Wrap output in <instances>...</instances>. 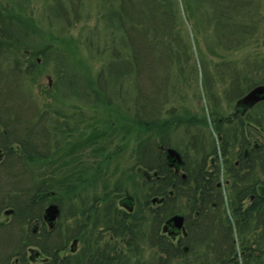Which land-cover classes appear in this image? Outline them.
<instances>
[{
    "label": "trees",
    "instance_id": "obj_1",
    "mask_svg": "<svg viewBox=\"0 0 264 264\" xmlns=\"http://www.w3.org/2000/svg\"><path fill=\"white\" fill-rule=\"evenodd\" d=\"M54 2L55 15L62 21L69 12V1ZM91 2L90 11H94L96 19L93 30L86 37V45L98 53L96 55L101 60V66L93 78L80 74L65 50L46 45L36 51V55L42 56L43 65H52L56 92L64 100H73L85 107L99 103L108 106L114 102L112 105L125 113L122 117L127 126L137 129L136 134L139 136L134 165L148 175L150 180L145 179L136 190L134 195L139 202L130 214L117 208V201L125 192L122 186H118L121 184H117L111 192L94 193L91 222L87 224L83 220L78 225L80 250L60 258L57 256V250L60 248L64 253L68 242L78 235L73 223L70 225L71 210L76 192L79 193L78 201L85 199L82 193L84 189L81 184L77 187L67 184V177L62 179L57 192L63 193L60 196L62 205L67 209V221L61 232L57 224L49 229L42 223L43 211L49 203L59 200L54 195L55 188L51 180L37 178L34 168L57 154V146L67 140L65 133H71L75 127L80 126L85 116L74 112L58 113L49 104L39 105L35 99H28L27 94V99L24 98L26 81L32 85L37 82L40 67L30 60H26L23 65L24 61L16 58L14 52L25 47L27 36L35 28L0 3V199L3 198L4 205L13 212L12 229L9 231L11 236L4 244L0 239V253L23 257L28 248H36L46 257L42 264H203L201 259L205 254L201 252L203 210L200 195V150L203 136L192 130L198 124L205 127V134L209 133L211 137L209 145L205 147L208 148L207 152H218L227 158L224 162L231 168L235 155L227 153L233 154L236 148H242L246 140L243 138L245 132L235 131L231 127L252 124L264 135V105L254 107L244 117L237 116L233 119L235 123L228 119L224 124L215 120L213 128L209 130L208 118L163 117L150 103L158 93L175 96L176 87L179 86L176 85L178 76H181L184 69L190 71V74L196 73V65L190 62H194L193 48L197 44L181 34L185 25L183 20L190 24L192 33L209 32V43L222 48L220 51L230 50L231 44L235 45L234 50H238L248 28L246 22L253 1ZM81 15L82 10L75 11L74 22ZM231 71L225 68L221 72L231 78L230 94H239L244 87L251 89L256 86L248 73L240 79L236 77L237 82L233 80L236 72L233 69ZM204 78L207 81L209 75L205 74ZM239 83H244V87L238 86ZM261 83L264 84V81ZM45 94L50 95L47 91ZM107 94L110 96L107 97ZM111 96L114 97L110 99ZM59 120L73 121L74 125ZM181 128L190 135L180 139L178 144L172 143L173 135ZM168 148L181 155L185 163L184 177L169 169L165 152ZM251 157L262 168L264 147L253 150ZM154 173L156 177L152 178ZM256 184L253 181L254 192ZM208 186L212 198H209L206 214L211 216V202L215 201L217 189L212 179ZM241 200L232 190L223 203L224 211L218 220L221 227L226 228V236L223 238L227 245L223 242L220 248L208 247L210 250L205 256L212 261L211 264H260L255 256L250 254L248 258L252 260L246 261L234 246L232 250L228 247L232 246V219L238 221V236L242 233L250 236L240 244L244 252L251 246L250 241L253 243L256 240V225L261 223V206L254 207V217L250 219L248 211L243 212L240 206ZM236 205L237 215L233 216L231 211ZM175 214L184 217L186 232L185 236L176 239L162 231L164 222ZM37 224H40L39 231L33 234L32 230ZM248 224L252 225L250 231L248 227L245 228ZM2 231L0 227V235ZM144 248L151 251L147 260L143 258ZM23 264L26 262L23 261Z\"/></svg>",
    "mask_w": 264,
    "mask_h": 264
},
{
    "label": "rangeland",
    "instance_id": "obj_2",
    "mask_svg": "<svg viewBox=\"0 0 264 264\" xmlns=\"http://www.w3.org/2000/svg\"><path fill=\"white\" fill-rule=\"evenodd\" d=\"M54 1L0 0L4 7L15 11L20 18L35 28L31 29V35L27 36L25 47L18 48V52L17 50L14 52L16 58L24 61L23 65L27 59L32 61L38 59L36 64L40 67L37 82L32 85L30 81H26L25 91L23 88L24 98L35 99L39 105L49 104L58 113L74 112L85 116V118L82 117L83 121L77 127L78 129L75 127L73 131H70L71 133H65L67 140L59 147L57 146L59 148L57 154L51 160L40 164L41 167L40 165L35 166V175L39 179L51 180L55 188V197L62 193V191L57 192L59 191L57 189H60L62 179L67 177V184L76 187L80 184L83 186L84 195L91 191L96 194L104 191L111 192L115 190L117 184H121L118 186H122V190L125 191L123 193L129 194L125 197L122 194L121 199L131 198L130 196L134 198L136 190L145 180L142 173L136 171L134 165L139 139L136 134L137 129L127 126L122 117L125 113L112 105L114 102L108 106L106 103H99L96 106L85 107L73 100L61 98L55 89V81L51 72L52 65H43L40 56L36 55V51L42 50L46 45L65 50L73 66L79 70L78 72L83 76L93 78L101 66V60L96 55L98 53H94L95 51L87 47L86 37L93 30L96 19L94 11H90V3L100 0H68L69 12L62 21L55 15ZM252 1L246 22L248 28L244 32L243 42H240L241 44L237 47L238 50H234L235 45L231 44L229 45L230 50L220 51L222 48L209 43V32L196 34L193 31L192 33L190 24L183 20L184 32L181 34L197 44L196 48H193L194 62H190L196 65L197 70L196 73L190 74V71L183 68L181 76H178L179 80L176 85L179 86L176 87L175 96L155 94L156 97L151 98L150 103L155 111H160L163 117L167 118L170 116L173 118L178 116L180 119L208 118L207 128L210 130L213 128V121H225L232 118L236 100L250 90L243 86L244 83H239L238 86L244 87L243 92L230 94L231 78L221 73L225 68L236 72L233 74L235 77L233 80L237 82L236 77L240 79L248 73L249 78H253L252 81L256 85L262 84L261 82L264 81V0ZM78 10H82V15L74 22V12ZM205 74L209 75L207 81L204 78ZM46 91L50 95H46ZM108 96L110 94H107ZM113 97L111 96L110 99ZM67 123L74 125L73 121ZM194 128L192 132H198L203 136L201 146L207 147L211 137L209 133H207L208 136L205 134L206 128L199 124ZM188 133L181 128L173 135L171 142L178 144L180 139L190 135ZM62 211L65 215H61L60 219L62 225L65 226L68 217L65 205H62ZM72 223L71 219L70 225ZM33 251H37L36 248ZM143 253L144 259L150 258V249L144 248ZM201 260L203 264L212 262L205 255ZM260 264H264V259Z\"/></svg>",
    "mask_w": 264,
    "mask_h": 264
},
{
    "label": "flooded vegetation",
    "instance_id": "obj_3",
    "mask_svg": "<svg viewBox=\"0 0 264 264\" xmlns=\"http://www.w3.org/2000/svg\"><path fill=\"white\" fill-rule=\"evenodd\" d=\"M27 52V51H26ZM40 58L42 60V56L40 55ZM32 61L31 59H29ZM27 59V61H29ZM35 63L38 62V59L34 61ZM43 63V61H42ZM51 78V77H50ZM52 79V78H51ZM54 80V78H53ZM55 81V80H54ZM244 96L238 97V99L235 102L234 105V113L232 114V118H228V121L230 120L231 123H235L237 116L244 117L247 113L252 111L254 107L264 105V100L257 102L254 106L249 107L246 105L241 104V99ZM234 116V117H233ZM219 122L223 123L227 121L218 120ZM237 123L239 121L237 120ZM224 124V123H223ZM224 127H222L223 129ZM235 131H243L245 132V135L243 138H245V142L243 144L242 148H236L233 154L231 152H228L227 154L235 155L232 160L231 168H228L227 164L224 162L226 160L222 155H220L218 152H207L208 148L201 147V172H200V181H201V207L203 210L202 214V252L206 255V253L209 252L208 247L215 248L216 246L220 248L223 244V242L227 245V241L223 238L226 236V228H222L221 224L219 222L220 213H223V203L227 200V196L229 193L232 192L234 195H239L242 200L240 202V206L243 209V212L248 211L247 216L251 219L253 218V209L255 206H258L263 209H261V223L260 225H256L258 230L256 231V240L252 243V240L250 241L251 246L245 249L247 252H244L241 250L240 244L244 243L245 240H248L250 236L246 235L245 233H242L238 236L236 227L238 226V221L236 219H232L233 221V234H232V246H228L230 250L233 249V246L238 251L240 256L246 259V261H251L252 258H248V256L253 255L257 260L260 261V263L264 259V166L261 168L259 164L253 162L252 157L250 155L253 153V150H259L260 147H264V135L263 132L259 130L257 126H254L252 124H246L242 126H233L231 127ZM166 152V151H165ZM167 163L169 169L173 170L174 173L178 176L184 177L185 175V163L182 161L181 165L174 164L172 160H170L168 157ZM255 161V160H254ZM136 171L138 173H142V176L146 180H150L148 175L144 174L139 167H136ZM156 177V174H153L154 178ZM212 179L215 182V189H217V192H215V201L211 202V206L213 208V214L207 215L206 214V208L210 203V199L212 198L209 194V180ZM253 181H256L257 184L255 185V192L253 189ZM245 186H244V185ZM81 194V193H80ZM94 192H88L85 195V199L83 201H78L77 197L79 196V193L76 192L74 196L73 204H72V221L74 225V229L77 236H75L73 239H71L68 244L67 248L65 249V252H61V249L59 248L57 250V256L60 258L62 256H66L67 254H75L80 250V239L78 236H80V229L78 228V225L83 222V220H86L87 224L91 222V214H92V205H93V198H94ZM61 194H58L56 197L59 201L56 203H49L54 204L58 209V217L56 219V222L54 226L57 224L58 231L61 232V229L63 227L62 221L60 219L62 215V197ZM129 194H124L123 197L128 196ZM222 196V197H221ZM131 198H124L121 199L120 197L117 201V208L120 211H123L127 214H130L135 209V206L137 202H139V199L137 200L136 197L133 198V196H130ZM256 198V199H255ZM237 204V199H236ZM46 206V208L48 207ZM64 206V205H63ZM85 206V208H83ZM237 206L233 207V211H231L232 215H237ZM43 211L42 216V223L49 227V224L45 218V210ZM12 217L13 212L12 209L8 208L6 205H4L3 198L0 199V227L4 231L0 235V239H2V244L4 242L9 241L10 234L9 231L12 229ZM168 220V219H167ZM166 220V221H167ZM164 222V225L166 223ZM163 225V226H164ZM82 226V225H81ZM40 227V224H37L34 226V229L32 230L33 234L38 233V229ZM249 228V231L252 230V225L248 224V226H245V228ZM53 228V227H52ZM87 228V227H86ZM232 229V228H231ZM168 232H173L172 228H168L167 235L173 237L174 239L179 237L178 233L168 234ZM247 236V237H246ZM60 237V234H59ZM253 238V237H252ZM241 241V242H240ZM60 245V243H59ZM210 247V248H211ZM35 250V249H33ZM31 249L26 250V254L23 257L16 256L14 257L12 254L8 253H0V264H23V261L26 262V264H42L45 262V256L37 251H33ZM247 256V257H246ZM37 260V261H36ZM35 262V263H34ZM40 262V263H38Z\"/></svg>",
    "mask_w": 264,
    "mask_h": 264
},
{
    "label": "water",
    "instance_id": "obj_4",
    "mask_svg": "<svg viewBox=\"0 0 264 264\" xmlns=\"http://www.w3.org/2000/svg\"><path fill=\"white\" fill-rule=\"evenodd\" d=\"M264 100V85H258L252 88L245 96L241 99V104L252 107L257 102ZM167 157L172 162L181 165L182 159L177 151L172 148L166 149ZM58 217V209L54 204H51L45 210V218L49 224V227H53ZM184 218L180 215H174L168 219L163 227V232H167L168 228H172L173 232H168L170 235L173 233L182 232L185 235V229L183 227Z\"/></svg>",
    "mask_w": 264,
    "mask_h": 264
}]
</instances>
